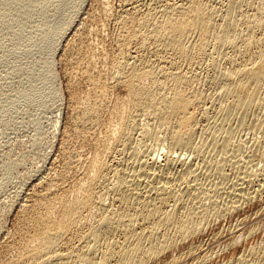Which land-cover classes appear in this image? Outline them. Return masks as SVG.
<instances>
[{
  "label": "bare ground",
  "instance_id": "obj_1",
  "mask_svg": "<svg viewBox=\"0 0 264 264\" xmlns=\"http://www.w3.org/2000/svg\"><path fill=\"white\" fill-rule=\"evenodd\" d=\"M220 2L149 0L142 14L122 10L112 54L106 42L105 53L87 42L91 23L74 36L63 58L70 108L59 170L23 203L0 264H264L263 230L247 228L264 215V160L249 167L248 154L244 164L248 145L227 128L264 105V0ZM31 6L0 2V32ZM62 24L45 31L47 51L72 25ZM206 62L202 79L195 69ZM46 75L54 78L53 64ZM114 87L124 93L111 102ZM138 130L154 150L169 149L163 161L138 148ZM218 240L222 255L206 251Z\"/></svg>",
  "mask_w": 264,
  "mask_h": 264
},
{
  "label": "rangeland",
  "instance_id": "obj_2",
  "mask_svg": "<svg viewBox=\"0 0 264 264\" xmlns=\"http://www.w3.org/2000/svg\"><path fill=\"white\" fill-rule=\"evenodd\" d=\"M3 1L4 0H0V2ZM102 1L103 2H101V0L99 1L98 0H19L20 6H25L28 3L32 4L28 15L22 18L15 16L11 13L7 17L8 20L7 28L4 29L2 32H0V218H1L0 247L1 248L3 244H5L6 242L5 240H8L9 235L13 233L15 226H17V224L19 223V219L22 215L21 210L23 208V203L25 205L29 201L27 199H30L28 197L31 196V193H33L36 190V188L38 189V187H40L44 181L48 180V178L49 179L52 178L51 176L54 175L55 172L56 171L58 172L59 170V166H60L59 161L61 156L60 145L61 142L63 143L65 139V135L63 134H65L64 132L67 130V125L65 124H67V120H68L67 118L69 117V108H70L69 106L70 91L68 90L69 84L67 83L68 79L65 74L66 67H64L65 64L63 63L64 62L63 58H65L66 56V51H67L66 48H68L72 40L73 41L75 40L73 39L74 36L75 38L76 36L78 37L80 31L82 32L83 29L85 27L87 28L88 24L91 23V25H89L90 27L88 26L90 29L87 28V30L84 32V36H86L85 38L86 40H88L87 42H89L90 39L93 40V41L90 40L91 43H93L92 44L93 46L90 43L89 44L93 48V50H96L95 51L96 53L99 49H102L104 46L105 48L106 47L107 48L106 49L104 48L102 50L108 52V54H112L116 49V46L113 47L116 41L114 39L116 37L114 36L117 35L119 30L117 21L124 12L122 10H126V9L128 10V8L129 10H132V8L134 7L135 9L136 6V8L139 9H136L134 11L137 14L139 13L142 14L146 12L147 11L146 9H148L149 7L148 6L149 0H147V3L146 0H134V1L132 0L133 2H131V0H127V1L106 0L108 5L106 1L105 3L104 0ZM140 1H142L144 6L141 4ZM96 2L98 3L101 2L100 3L101 5L97 4ZM219 2L220 0L219 1L216 0V4ZM135 3L136 4L138 3L137 4L138 7ZM219 4L220 7L225 6V4L222 5V2H220ZM119 8L121 9L122 12L120 11ZM68 20L70 24L72 23V25L66 31L65 35L63 36V39L60 41L61 43L53 44V42H51L48 51L45 48H43L45 46L43 40L45 31L50 30L56 34L57 33L56 31L60 27L62 28L66 26V24H62V23L63 22L68 23ZM94 29L97 31L100 30L98 32L99 35L97 34V31L95 32ZM88 30L89 32L87 33ZM90 31H93V33L96 34H93L91 32L92 36L91 34L86 35V33L89 34ZM112 32H114L115 34ZM94 35H96L97 37ZM87 36L90 37L88 38ZM97 41L98 43H96ZM104 42H106L105 45L101 46L102 43ZM99 43H101L100 46ZM96 44H98V47ZM109 50L111 51V53L109 52ZM99 51L101 53L103 52L101 50ZM206 63L203 64L202 66L200 65V69L199 68L197 69V67L195 69L197 70V74H200L198 76H200L202 79L203 77H206V75L211 74L210 64L208 62L206 65ZM49 64L51 65L53 64L54 78H52V80H49L46 75V68L49 66ZM97 66H99V64H97ZM206 85L202 87V89L204 88V92L205 93L210 92L209 94L213 93L214 91L213 86L209 85L210 87L209 86L205 87ZM211 87L213 88V90ZM207 89L208 90L211 89L212 91H207ZM122 92L123 90H121L119 87L112 88L111 95L112 94L113 95L112 97L110 96V101L113 102L116 99L122 98L124 93ZM207 104L208 102L205 104V106L210 107V105ZM263 106H259L255 108V110L254 109L252 110L250 115H248L246 120H244V124L246 125H243L242 123H240V121H237L236 119H232L227 122V128L229 127V129L232 130L234 129L235 131L233 134L235 140H237L238 138L241 140L243 139L245 140L246 138L247 142L246 140L245 141L243 140V144L245 142V144L247 143L246 145L250 146L248 148V146L245 145L247 147L246 148L247 151L245 150L246 153H244L243 154L244 156L241 157V160L243 159L242 162L244 163V161L247 159L245 157H247L248 154L253 156V154L255 153L254 154L255 157L254 156L252 157L250 155L248 156L249 159L253 160V162L252 160L251 161L249 160L252 164L248 162V160L247 162L245 161V163H247L248 166L250 165L255 167L254 164L257 163L258 164L257 166L260 167L262 166L261 163H263L262 161L264 160V147L261 146L262 145L261 144L259 145L260 146L259 148L258 144L260 143H258L257 141L259 137L261 138V134L258 133V131H260L258 127L259 125L258 122L264 120ZM258 114H260V116ZM141 122L144 124L143 121ZM239 125L242 126L239 127ZM255 125L256 127H254ZM257 127L259 130H257ZM138 134H139V130L135 134L136 137H138L137 142L138 144H140L139 146L137 145L138 148L142 150L146 148L144 150V151L147 150L145 153L153 150L155 152V157H157L158 159L160 158V162L163 161L164 158L167 156L169 149L163 147L162 148L163 151L159 152L157 147L155 148V150L157 149L156 151L159 152L157 153L154 150V147H156L154 140H152L151 138L150 139L142 138L141 135L139 134L140 135L139 136ZM239 135H241L243 138ZM253 137H254L253 139L254 141L252 140ZM139 139H141V141ZM143 141L145 142L143 143ZM248 141H253V142H248ZM140 142H142L143 144ZM250 143L252 145H250ZM253 144L256 145L254 146ZM248 149L249 151H252L251 152L252 154L248 151ZM256 149L259 151H257ZM78 151L80 152L81 150L79 149ZM78 151H75V153ZM82 152L83 153L86 152V153L83 154ZM88 153H89L88 150L86 151L85 149L82 150L79 153V155L80 157L83 156V158H85L86 156L87 157L89 156ZM75 156L79 158L77 153L75 154ZM217 160H219V158H217ZM57 161L59 163H57ZM51 167L53 171L51 170ZM57 167L58 170H55L57 169ZM226 173L230 175L231 171L226 170ZM228 224H230V221L228 220L222 222L223 227L228 226ZM253 225H255V227L261 226L258 228L259 230L261 231L263 230L264 232V215L259 217L258 219L256 218L253 219V223L248 225L247 228H252L254 227ZM263 232H261L259 239L262 241L264 240L263 239L264 235H262L264 234ZM218 241H216V243H214L215 241L209 243L211 245L208 244V246H206L207 249L206 251L209 252L212 251V253H215V255L218 254L220 255V253L223 252L221 250H223L222 248L225 244V240H218ZM238 244L240 245L239 247H241L240 242Z\"/></svg>",
  "mask_w": 264,
  "mask_h": 264
}]
</instances>
